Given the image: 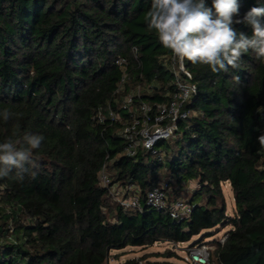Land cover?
Wrapping results in <instances>:
<instances>
[{"label":"trees","instance_id":"trees-1","mask_svg":"<svg viewBox=\"0 0 264 264\" xmlns=\"http://www.w3.org/2000/svg\"><path fill=\"white\" fill-rule=\"evenodd\" d=\"M238 2L241 17L264 6ZM150 4L0 0V111L17 114L0 119V142L14 130L45 137L34 151L35 178L0 180V264H109L112 251L198 236L195 246H212L209 264H264V148L257 139L264 133V63L254 53L219 74L185 60L197 88L188 116L154 150L140 144L127 153L124 128L142 117L143 105L153 122L176 91L172 53L144 20ZM233 27L252 34L250 25ZM120 57L126 67L115 63ZM103 169L110 187L100 181ZM112 186L124 198L137 195L141 209L123 207ZM158 186L167 195L163 210L146 204ZM224 186L233 193L231 214ZM179 199L192 210L175 219ZM224 229L223 243L206 241Z\"/></svg>","mask_w":264,"mask_h":264},{"label":"clouds","instance_id":"clouds-1","mask_svg":"<svg viewBox=\"0 0 264 264\" xmlns=\"http://www.w3.org/2000/svg\"><path fill=\"white\" fill-rule=\"evenodd\" d=\"M264 6L252 7L240 16L238 0H151L144 20L154 30L161 45L169 49L181 63L210 68L214 74L238 69L242 57L250 51L264 63ZM250 25L249 36L233 25ZM239 80V77H234ZM17 114L5 108L0 119L5 123ZM264 148V133L257 137ZM42 134L13 131L0 142V180L23 182L26 175L35 178L38 163L34 151L41 148Z\"/></svg>","mask_w":264,"mask_h":264},{"label":"built area","instance_id":"built-area-1","mask_svg":"<svg viewBox=\"0 0 264 264\" xmlns=\"http://www.w3.org/2000/svg\"><path fill=\"white\" fill-rule=\"evenodd\" d=\"M208 0H206V4ZM173 72L175 75L176 91L169 104L159 105L157 108V114L153 118L150 115L151 108L147 105L141 107L142 117H137L133 120L132 124L127 125L123 134L127 141H129V147L127 150L128 155L133 156L136 153L138 145L142 144L145 148L154 150L157 142L167 139L174 135L177 130V123L179 120L188 116L189 111L185 109L187 103L196 94V85L194 84L192 74L185 67L184 62L181 63L172 54L171 58ZM115 63L120 67H126L128 62L125 58H117ZM125 80L123 78L122 82ZM132 99L127 98L126 104L131 105ZM261 115L264 121V108L261 109ZM110 118L116 120L118 116L110 111ZM103 118V117H102ZM264 131V128H263ZM100 181L104 187H110L111 180L105 169L101 171ZM132 187L128 188L130 191ZM111 192L115 199L125 208L128 209H141V202L137 195H129L124 198L127 193L122 191L121 188L112 186ZM146 204L157 210H163L167 207V195L165 188L162 186L155 187L149 191ZM192 207L186 203L185 200L179 199L171 207V216L175 219H182L188 217L191 213ZM226 236L220 239V242H224ZM211 247L203 243L196 245L188 250L186 261L189 264H209Z\"/></svg>","mask_w":264,"mask_h":264},{"label":"rangeland","instance_id":"rangeland-1","mask_svg":"<svg viewBox=\"0 0 264 264\" xmlns=\"http://www.w3.org/2000/svg\"><path fill=\"white\" fill-rule=\"evenodd\" d=\"M195 186V182L186 186V191L182 197L189 199L191 197V191L195 188ZM224 191L228 206V213L231 214L235 207L233 193L231 188L228 186H224ZM228 230L229 229H224L219 233H217L218 230H216L213 234L214 236L208 238L206 241L211 242L216 239H221ZM200 239V236H198L191 242L181 245H172L168 242H160L147 248L128 247L121 251H112L110 254L111 257L109 264H122L130 259L139 260L141 264H189V262L186 261L188 250L194 247Z\"/></svg>","mask_w":264,"mask_h":264}]
</instances>
